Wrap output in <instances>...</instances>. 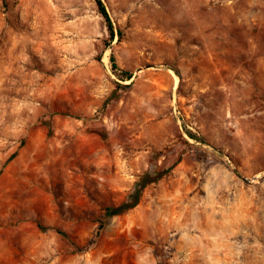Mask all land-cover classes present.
Wrapping results in <instances>:
<instances>
[{
    "label": "rangeland",
    "instance_id": "obj_1",
    "mask_svg": "<svg viewBox=\"0 0 264 264\" xmlns=\"http://www.w3.org/2000/svg\"><path fill=\"white\" fill-rule=\"evenodd\" d=\"M102 2L0 0V264H264V0Z\"/></svg>",
    "mask_w": 264,
    "mask_h": 264
},
{
    "label": "trees",
    "instance_id": "obj_2",
    "mask_svg": "<svg viewBox=\"0 0 264 264\" xmlns=\"http://www.w3.org/2000/svg\"><path fill=\"white\" fill-rule=\"evenodd\" d=\"M95 4L97 6V10L100 13V15L104 18L105 24H106V28L108 30L109 33V37H108V41H112V39L114 38L115 32L117 35V38L119 39L120 37V31L118 29L115 28L113 21L109 15V13L106 10V7L104 5V3L102 2V0H94ZM110 61H111V65L112 67L116 70L117 64L114 60V57H110ZM121 81L123 80H131L132 78V73H130L127 70H119V75H118ZM187 134L190 137H194L195 135L193 133H191L190 131H186ZM157 177H153L149 174H145L143 175L136 183H135V187L133 189V191L131 193L128 194L127 198L125 200H123L121 203L117 204V205H111V206H107L105 207V211H104V220L101 222L100 224V228H102V226L104 225V222L107 218L114 216V215H118L121 213L126 212L127 210L135 207L137 205V203L140 200V196H141V191L142 189L150 182H153L154 180H156Z\"/></svg>",
    "mask_w": 264,
    "mask_h": 264
}]
</instances>
